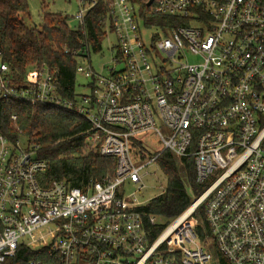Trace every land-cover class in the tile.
<instances>
[{
  "label": "built area",
  "instance_id": "1",
  "mask_svg": "<svg viewBox=\"0 0 264 264\" xmlns=\"http://www.w3.org/2000/svg\"><path fill=\"white\" fill-rule=\"evenodd\" d=\"M76 2L80 28L98 1ZM104 3L111 64L96 70L88 44L72 51L86 92L64 96L47 64L18 80L0 50V101L73 111L90 122L89 147L116 158L114 176L86 190L46 183L36 146L0 131V264L23 245L37 253L28 264H264V0ZM145 132L163 148L138 164L136 137ZM164 151L192 158L204 186L170 221L144 212L125 189H142L141 169Z\"/></svg>",
  "mask_w": 264,
  "mask_h": 264
},
{
  "label": "trees",
  "instance_id": "2",
  "mask_svg": "<svg viewBox=\"0 0 264 264\" xmlns=\"http://www.w3.org/2000/svg\"><path fill=\"white\" fill-rule=\"evenodd\" d=\"M97 1L86 14L85 26L79 28L70 26L66 15L45 9L39 23L27 24L24 18L31 16L28 0H0V50L16 79L19 80L30 66L47 64L58 69L61 93L73 96L81 85L77 84L76 70L80 56L72 54L73 49L83 50L85 44L91 52L102 48L101 19L107 7L104 0ZM149 11V7L144 9L145 14ZM90 126L85 117L46 103L32 104L19 98L0 101V131L12 141L21 136L28 144L36 146L37 157L47 163L46 171L40 174L46 183L65 181L86 190L89 182L114 176L116 158L103 156L89 147ZM157 162L167 177V186L142 210L168 221L182 213L191 204L192 195L198 196L204 186L196 181L192 158L179 160L164 151ZM198 213L204 220L203 210ZM163 227L164 223L158 225L153 234L157 235ZM35 256L34 249L23 245L15 256L1 264H28Z\"/></svg>",
  "mask_w": 264,
  "mask_h": 264
},
{
  "label": "rangeland",
  "instance_id": "3",
  "mask_svg": "<svg viewBox=\"0 0 264 264\" xmlns=\"http://www.w3.org/2000/svg\"><path fill=\"white\" fill-rule=\"evenodd\" d=\"M29 2V11L31 13L30 17H25L24 20L27 24L39 23L41 19L42 11L45 9L46 11L59 12L67 16V22L70 26L75 27L77 25V20L74 15L77 12V2L76 0H28ZM110 40L115 42L116 38L114 35H110ZM108 42L105 41L103 43L102 50L100 52H93L91 54V61L94 68L98 71L102 70L104 65L111 64V54L108 49ZM189 60L196 61V58L193 56H189ZM84 63V62H83ZM87 80L84 76L78 74L77 75V84H86ZM77 90L79 92H86L87 87L78 85ZM22 144L27 143V139L22 137ZM142 142L145 148V153L148 154L147 157L140 159L141 153L144 150L143 147L139 149V155L137 157V163H145L150 153H155L163 148L161 141H158L156 135L152 132H145L143 134H139L136 137V143ZM139 146L135 147V151L138 150ZM142 182L144 187L139 189V185L133 182H127L125 185V189L127 193L135 192L142 204H147L152 198L161 194L166 186H167V177L161 167L157 162H152L149 165L144 166L141 171ZM191 192V189H189ZM197 198V196L192 195V202ZM200 216V215H198ZM201 220L202 218L199 217ZM164 219V218H163ZM162 218L159 217V221H163ZM166 221V220H164ZM170 221V220H168ZM210 251L214 256H218V249L214 242L211 243Z\"/></svg>",
  "mask_w": 264,
  "mask_h": 264
}]
</instances>
